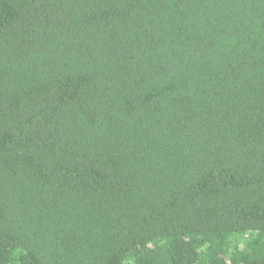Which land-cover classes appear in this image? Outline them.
<instances>
[{
	"label": "trees",
	"instance_id": "trees-1",
	"mask_svg": "<svg viewBox=\"0 0 264 264\" xmlns=\"http://www.w3.org/2000/svg\"><path fill=\"white\" fill-rule=\"evenodd\" d=\"M0 264H264V0H0Z\"/></svg>",
	"mask_w": 264,
	"mask_h": 264
}]
</instances>
